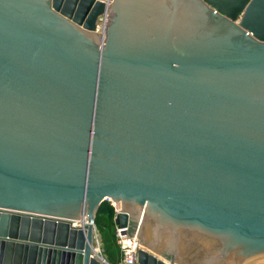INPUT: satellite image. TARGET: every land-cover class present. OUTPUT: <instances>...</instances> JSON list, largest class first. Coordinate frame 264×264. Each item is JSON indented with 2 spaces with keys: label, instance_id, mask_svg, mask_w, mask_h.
<instances>
[{
  "label": "water",
  "instance_id": "obj_1",
  "mask_svg": "<svg viewBox=\"0 0 264 264\" xmlns=\"http://www.w3.org/2000/svg\"><path fill=\"white\" fill-rule=\"evenodd\" d=\"M105 198L169 264H264V0H0V264H105Z\"/></svg>",
  "mask_w": 264,
  "mask_h": 264
},
{
  "label": "rangeland",
  "instance_id": "obj_2",
  "mask_svg": "<svg viewBox=\"0 0 264 264\" xmlns=\"http://www.w3.org/2000/svg\"><path fill=\"white\" fill-rule=\"evenodd\" d=\"M102 17H98L96 19V25H97V31H100V20ZM93 228V249L96 253V255L100 256L103 261L106 263L110 262L112 263L115 259L118 261V248L115 242V237L113 233V224L110 225L109 227H96ZM144 250L148 251L149 253H152L156 257L160 259H164L160 255L156 254L155 252H152L151 250H148L146 247H144ZM108 261V262H107ZM117 263V262H116Z\"/></svg>",
  "mask_w": 264,
  "mask_h": 264
},
{
  "label": "built area",
  "instance_id": "obj_3",
  "mask_svg": "<svg viewBox=\"0 0 264 264\" xmlns=\"http://www.w3.org/2000/svg\"><path fill=\"white\" fill-rule=\"evenodd\" d=\"M100 25L102 26L104 20H100ZM101 28V27H100ZM95 30L97 31V25H95ZM104 201H107L113 209V215L118 211L116 202L112 201L109 198H105ZM127 225L124 227H118L113 229L115 242L118 248V261L116 264H137L136 254L139 249H144L142 245L138 244V238L136 235L131 237L126 236ZM103 260V259H102ZM164 260L165 264H169L166 259Z\"/></svg>",
  "mask_w": 264,
  "mask_h": 264
},
{
  "label": "trees",
  "instance_id": "obj_4",
  "mask_svg": "<svg viewBox=\"0 0 264 264\" xmlns=\"http://www.w3.org/2000/svg\"><path fill=\"white\" fill-rule=\"evenodd\" d=\"M113 209L107 201H102L94 215V225L96 227H109L112 225Z\"/></svg>",
  "mask_w": 264,
  "mask_h": 264
},
{
  "label": "bare ground",
  "instance_id": "obj_5",
  "mask_svg": "<svg viewBox=\"0 0 264 264\" xmlns=\"http://www.w3.org/2000/svg\"><path fill=\"white\" fill-rule=\"evenodd\" d=\"M81 221H82L81 224L84 223V217H82ZM72 224L74 226H78V225H80V221L79 220H74ZM163 262H165V261L163 260Z\"/></svg>",
  "mask_w": 264,
  "mask_h": 264
},
{
  "label": "crops",
  "instance_id": "obj_6",
  "mask_svg": "<svg viewBox=\"0 0 264 264\" xmlns=\"http://www.w3.org/2000/svg\"><path fill=\"white\" fill-rule=\"evenodd\" d=\"M94 228H95V226H94ZM156 254H157V253H156ZM103 262H104L105 264H116L117 261H116V259H115L112 263H110V262H108V261H107L108 263H106L105 261H103ZM174 264H177V263H174Z\"/></svg>",
  "mask_w": 264,
  "mask_h": 264
}]
</instances>
